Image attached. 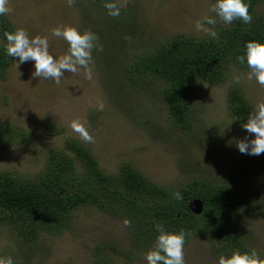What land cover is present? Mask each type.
Wrapping results in <instances>:
<instances>
[{
    "label": "rangeland",
    "instance_id": "1",
    "mask_svg": "<svg viewBox=\"0 0 264 264\" xmlns=\"http://www.w3.org/2000/svg\"><path fill=\"white\" fill-rule=\"evenodd\" d=\"M129 15L119 25L101 29L93 25L99 18L85 0H9L12 13L5 15L14 29L24 28L34 37L49 40V52L54 58L66 54L68 45L51 35L59 25L76 27L81 33H95L102 51L93 50L92 79H86L84 69L65 72L59 85L52 80L33 78L34 62L16 68L13 59L4 80H0V123L25 130L30 140L0 151V171L34 175L42 167L44 156L63 150L66 139L83 145L106 173H114L122 163L130 164L152 184L176 188L192 178L218 176L249 183L259 173L255 159L242 154L236 141L254 137L234 123L226 112L229 87H236L255 111L264 102V87L248 80L249 70L230 66L221 85L210 86L196 81L190 92V127L186 134L168 121L165 105L157 95L152 79L130 85L120 76L117 66L128 60L135 49L143 50L156 41L175 34L195 38L206 34L195 28L197 21L213 16L209 0H111ZM256 12L264 16V2ZM209 27L208 25H206ZM0 45H7L0 39ZM116 63L118 65L115 67ZM20 73V75H19ZM239 77L240 82L235 79ZM103 103L100 111L97 106ZM43 119L50 120L59 130L55 137L44 135ZM85 123L95 143H86L71 128V122ZM264 167V165H263ZM264 185V179L260 181ZM264 258V217L234 214L224 220ZM124 220L112 217L96 208H79L68 228L56 235H46L36 244V253L20 259L22 252L5 227L0 226V257L11 256L16 264H92L93 248L106 245L108 264H146L145 254L154 247L137 251L130 247ZM123 252L131 254L127 260ZM24 254V253H23ZM24 257V256H23ZM185 264H218L209 241L190 237L184 243Z\"/></svg>",
    "mask_w": 264,
    "mask_h": 264
},
{
    "label": "trees",
    "instance_id": "2",
    "mask_svg": "<svg viewBox=\"0 0 264 264\" xmlns=\"http://www.w3.org/2000/svg\"><path fill=\"white\" fill-rule=\"evenodd\" d=\"M85 1L99 16L93 25L100 29L101 26L113 28L129 17L121 10L119 17L109 16L103 4L111 0ZM209 1L211 5L216 2ZM244 2L250 5L252 22L235 20L226 25L216 17V25L209 27H214L219 39L207 34L195 38L178 33L152 43L149 48H136L126 62L116 63L120 76L132 86L148 79L155 82L168 121L176 130L191 132L190 92L196 81L218 86L226 79L230 66L249 70L246 62L237 61V56L244 54L249 41L264 43V16L256 12L264 0ZM14 31L6 16H0L1 41L7 42L5 32ZM12 61L6 54V45H0V80H4ZM226 112L231 121L240 123L247 121L254 110L239 90L231 86L226 95ZM41 130L48 137L59 134L48 119L42 120ZM29 140V134L22 128L0 123V151L24 145ZM255 161L261 166V174L264 158ZM263 179L264 174L252 175L249 183L211 176L192 178L176 188L159 186L147 181L127 163L120 164L114 173L103 172L83 145L66 139L62 151L44 156L41 169L34 175L0 171V226L8 230L22 252L20 259H29L36 253L37 242L46 235L65 231L79 208H96L112 217L131 221L127 237L133 250L140 251L154 244L158 235L155 225L162 224L166 232L183 230L185 241L194 236L207 239L218 261L221 255L230 257L237 249L249 251L241 236L224 220L234 214L264 217V185L260 183ZM177 191L181 200L174 196ZM192 200L202 204L199 215L188 209ZM106 249L107 244L94 246L92 264H108ZM123 255L130 260V253L123 252Z\"/></svg>",
    "mask_w": 264,
    "mask_h": 264
},
{
    "label": "clouds",
    "instance_id": "3",
    "mask_svg": "<svg viewBox=\"0 0 264 264\" xmlns=\"http://www.w3.org/2000/svg\"><path fill=\"white\" fill-rule=\"evenodd\" d=\"M75 0H67L69 7L73 6ZM9 0H0V16L9 15L13 9L8 6ZM103 7L109 16L116 18L120 15L121 5L118 2H106ZM250 5L244 0H216L210 5L209 11L215 16H205L203 21H197L195 28L213 39H219L218 33L214 30L217 23L216 17L226 25H231L235 20H242L245 24L252 22V15L249 13ZM7 45L6 54L18 58L15 62L16 68L21 64L34 62L33 78L52 80L56 85L61 83L65 72L77 73L84 69L86 79L91 80L93 69L91 67L93 50L102 51L98 44V36L90 30L80 32L76 27L59 25L51 30V35L62 38L68 45L66 54L54 58L49 52V40L40 35L30 37L24 28H17L14 32L4 33ZM241 64L246 62L249 72L248 80H255L264 87V43L249 41L245 44L243 55L237 56ZM20 75V73H19ZM240 82L239 77L235 79ZM97 109L103 111L104 104L100 103ZM72 130L77 133L86 143H95L93 135L90 134L85 123L79 120L71 122ZM241 127L254 138L249 140L245 137L236 141V147L242 154L259 156L264 154V102L256 105L255 111L250 113L247 122ZM177 200H181L180 192L174 193ZM125 226H130L131 221L125 220ZM158 233L154 247L145 254L146 264H185L184 243L186 233L181 230L178 233L166 232L162 224H156ZM0 264H16L11 256L0 257ZM218 264H264V258L255 250L241 252L234 250L230 257L221 255Z\"/></svg>",
    "mask_w": 264,
    "mask_h": 264
},
{
    "label": "water",
    "instance_id": "4",
    "mask_svg": "<svg viewBox=\"0 0 264 264\" xmlns=\"http://www.w3.org/2000/svg\"><path fill=\"white\" fill-rule=\"evenodd\" d=\"M189 211L194 215H199L202 212V204L198 200H192L188 203Z\"/></svg>",
    "mask_w": 264,
    "mask_h": 264
}]
</instances>
